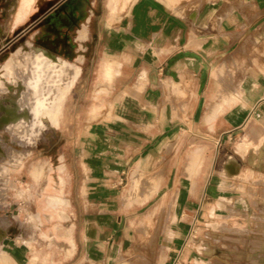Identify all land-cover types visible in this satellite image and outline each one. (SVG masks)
I'll list each match as a JSON object with an SVG mask.
<instances>
[{"label": "crops", "instance_id": "1", "mask_svg": "<svg viewBox=\"0 0 264 264\" xmlns=\"http://www.w3.org/2000/svg\"><path fill=\"white\" fill-rule=\"evenodd\" d=\"M42 2L35 4L39 8ZM81 5L89 11L85 24L89 30L93 14L89 16L85 0L78 2L76 11ZM111 26L105 21L109 32L90 40L104 44L102 58L107 60L98 81H108L102 118L73 139L77 146L69 152L53 149V164L46 162L57 175L32 195L34 238L41 245L18 246L8 230L0 228V255L8 264H116L120 258L128 264L131 255L143 253L146 257L139 264L220 263L224 246L193 245L189 220L199 212L193 214L185 204L202 203L205 188L211 186L215 168L208 165L209 148L215 152L236 133H264V0H182L165 12L137 10L125 24L128 30L121 23L117 29ZM91 75L84 65L79 68L69 89L73 107L100 87L87 86ZM234 91L238 98H233ZM207 123L235 125L217 132ZM210 134L213 142L207 145ZM166 138L171 140L161 143ZM164 149L170 164L183 156V170L187 157L197 151L203 156L198 173L192 179L183 176L172 195V183L164 177L144 200L122 195L129 174L154 170ZM45 160L36 159L34 164ZM27 161H20V168ZM154 200L175 204L166 246H157L159 230L151 232L152 246H133L139 235L138 217ZM32 250L40 254L35 263Z\"/></svg>", "mask_w": 264, "mask_h": 264}, {"label": "rangeland", "instance_id": "2", "mask_svg": "<svg viewBox=\"0 0 264 264\" xmlns=\"http://www.w3.org/2000/svg\"><path fill=\"white\" fill-rule=\"evenodd\" d=\"M79 1L43 0L39 8L37 4H34L31 9L19 15L21 0H0V98L18 101L24 97L22 104L26 103L28 109H33L36 98L44 97L49 103L54 96L55 86H64L70 80L71 75L67 77L63 75L60 79L62 74L59 73L61 75L59 80L54 81L55 77L50 76L51 71L45 69L49 72L48 77L41 79L36 84L37 86L34 85L33 76L36 73V64L33 63H35L36 48L51 51L50 53L69 63L71 68L78 66L81 69L84 65L93 72L87 81L85 78L87 86L91 88L94 85L100 86L96 92L84 94L75 107L69 97V87L56 115V129L54 128L46 135L44 142L28 149V154L25 155L22 152L25 150L22 146L13 144L12 154L16 157V163L9 162L7 152L0 154L3 157L0 159V218L5 217L8 222L5 227L0 226V228L8 230V234L13 237L18 246L41 245L38 239L34 238L36 204L32 200V195L42 190L47 179L57 175L51 169L54 162L53 149L64 147L69 152L72 147L77 146L78 141H73V139L84 135L87 126L99 117L102 118L105 109L102 94L106 91L108 81L100 84L98 81L101 80V73L107 60L102 58L104 44L102 42L92 43L90 41L92 36H103L109 32V28L103 27L105 21L112 25V29H117L121 23L124 26L123 29L128 30L125 24L127 26L130 24V19L137 10L157 9L165 12L168 5L172 7L174 3L177 4L182 0H95V2L85 0L90 8L89 16L93 14L92 26L89 30L82 23V17L77 16L76 9ZM143 4L149 6L145 5L140 9ZM112 7H114V12L111 14ZM48 37H55L53 44H44V39ZM14 55H19V59L15 64L16 67L8 71L7 62ZM92 55L93 59L88 58ZM113 67L111 65L112 70ZM230 77V74L225 73L226 80H230ZM28 78L29 80L32 78L33 82L29 81V83ZM161 103L162 108L160 109H163L166 103V93ZM224 109L226 111L227 107ZM159 114L161 115V112ZM36 122L37 119L31 116L30 123L34 124V128H37ZM42 123V126L47 129L49 124ZM252 124L247 123V126L250 127ZM29 125L20 119L17 125L12 127V131L19 133L23 129H29ZM232 125L235 124L207 123L210 130L217 132L229 129ZM196 127L197 124L193 129ZM35 132L31 135L33 136ZM240 133H236L235 139L229 142L224 140L215 152L209 148V153L210 151L211 153L208 165L212 164L215 168L214 177L210 179L211 186L205 188L206 196L202 203L185 204V207L193 214L199 212L193 220H189L190 234L196 240L193 243L194 246L200 243L202 246H224V250L221 251L222 257L219 258L221 264H264V133L259 130L254 136L252 134L242 136ZM2 135L6 143L11 142V135L8 132ZM210 136L212 139L205 141L207 145L213 142L214 135L210 134ZM170 140L166 138L161 143ZM161 156V160L153 164L154 170L138 172L141 191L138 189L137 192L141 196H144L142 194L145 191L148 194L151 182L157 185L163 177L166 182L172 183L169 192L172 195L183 176L192 179L191 177L198 173L200 158L203 157L199 155L195 168L184 172L182 155L174 164L169 163V154L166 149L162 151ZM26 158L28 161L24 167L20 168V161ZM36 159L47 160L44 164L43 162L40 164L38 174H32L30 167ZM48 160H51V165L46 162ZM171 166H173L172 169H170ZM131 173L126 187L121 190L122 195L128 194L132 189ZM147 185L149 188H146ZM201 193L202 188L196 192L198 195ZM174 205V203H162L158 200L146 204L143 214H140L143 216L138 217L136 226L140 228L139 235L133 246H152L151 240L154 235L151 232H156V230L162 234L157 246H166L168 235L165 232L168 231V225L173 220L171 216ZM76 206L79 207V204ZM55 207L58 208V204ZM31 252V262L35 263L40 254L36 250ZM145 257L144 253L135 258L131 255L132 260H128V264H139ZM0 258L2 259H0V264H8L2 255ZM123 260L120 258L116 264H124Z\"/></svg>", "mask_w": 264, "mask_h": 264}, {"label": "bare ground", "instance_id": "3", "mask_svg": "<svg viewBox=\"0 0 264 264\" xmlns=\"http://www.w3.org/2000/svg\"><path fill=\"white\" fill-rule=\"evenodd\" d=\"M37 1L38 0H21L20 8H19L20 9L19 15L22 14L24 11L31 9V6H33ZM79 8L80 9L78 11H76L77 16L82 17V19H83L82 23L85 25L89 11L86 10L85 7H82V5ZM110 12L111 13L114 12V7L111 8ZM58 33H60V31H58ZM58 36H59V34H58ZM53 41H55V37H51V38L48 37L47 39L45 38L43 42L46 45H51V44H53ZM55 51H56V49H55ZM50 52H48L47 50H44L42 48H36L34 51L35 63H33V64H36V73L34 72L35 70L33 71L35 73V75L33 76V79L35 80L34 85L38 84L41 79H45L46 77H48L49 72H46L47 70H45V69H49L51 71L50 76L55 77L54 81L59 80V76H61V75H59V73L62 74L60 79L63 77V75L66 77L71 75V77H69L70 80L64 86H58V85L55 86L54 96L52 97V101H50L48 103V102H46V99L44 97L36 98L35 103L33 105V109H28V107H26L27 106L26 103L22 104V101L25 100L24 97H21L20 100H18V101H15L16 99L15 100L5 99L4 97L0 98V106H1V109H0V154H5V152H7L8 157H9V162L16 163V157L14 154H12V150H14V147L12 146L13 144L18 145V146H22L25 149L22 151L23 154L25 155L27 153L28 149H31L34 146H36L38 143H42L46 140V135L51 130H53L57 124L56 115L59 111V106H60L61 102L63 101L65 93H66L67 89L72 85V83L74 82V79L76 78V76L79 73V67L78 66H74L73 68H71L69 63L62 61L59 58V56H57L53 53H50ZM18 59H19V55H14L7 62V70L8 71L10 69H12L13 67H16L15 64L18 61ZM29 79L30 78L27 79L28 82L32 81V78H31V80H29ZM26 84H27V82H26ZM28 87H29V85H28ZM31 87H32V85H31ZM31 87L29 89H31ZM237 96H238V91H234L233 92V98H238ZM31 116L37 119V122H36L37 128H34L35 127V126L33 127L34 124L30 123ZM20 119L26 121V123H29L30 128L29 129H23L21 132L15 133L12 131V127L16 126L17 123L20 121ZM42 122H47L49 124L47 129H45V127L42 126V124H43ZM34 129L36 132L34 131ZM5 132H8L11 135V142L10 143H6L3 139L2 133H5ZM34 132H35V134L32 136L31 134ZM0 159H3V157L0 156ZM197 160H198V152L195 151L191 156L187 157V163L185 164V171L184 172H186V170L191 171V169H194ZM4 161H5V159H4ZM31 168H32V174H38V171L40 170L39 165L34 164V165H32ZM139 175L140 174H138V173L132 174V178H133L132 189L129 191L127 198L130 200H133V201L144 200V199L148 198L150 196V194L155 190V185H154L153 187L150 188V191L148 192V194H146L145 193L146 191H145L144 194H142L144 196H141L137 192L138 189L140 190V188H139L140 183L138 180ZM189 176H191V175H189ZM61 202H62V205H64V206L67 205V202L64 199H62ZM223 209H225V208H223ZM7 223L8 222H7V219L5 217L0 218V226L5 227V225ZM162 246H165V245H162ZM161 257H162V255H161ZM5 263H6V261H5ZM205 264H220V263L213 262V263H205Z\"/></svg>", "mask_w": 264, "mask_h": 264}, {"label": "built area", "instance_id": "4", "mask_svg": "<svg viewBox=\"0 0 264 264\" xmlns=\"http://www.w3.org/2000/svg\"><path fill=\"white\" fill-rule=\"evenodd\" d=\"M256 116H258V114H255Z\"/></svg>", "mask_w": 264, "mask_h": 264}]
</instances>
